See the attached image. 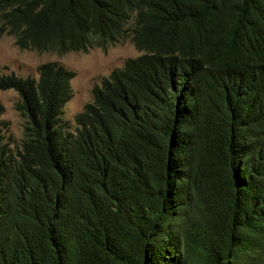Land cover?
I'll use <instances>...</instances> for the list:
<instances>
[{
  "label": "trees",
  "instance_id": "trees-1",
  "mask_svg": "<svg viewBox=\"0 0 264 264\" xmlns=\"http://www.w3.org/2000/svg\"><path fill=\"white\" fill-rule=\"evenodd\" d=\"M20 50L142 53L62 119L75 74L0 73V264H264V0H0Z\"/></svg>",
  "mask_w": 264,
  "mask_h": 264
},
{
  "label": "rangeland",
  "instance_id": "rangeland-1",
  "mask_svg": "<svg viewBox=\"0 0 264 264\" xmlns=\"http://www.w3.org/2000/svg\"><path fill=\"white\" fill-rule=\"evenodd\" d=\"M141 55L129 40L109 46L105 52L93 48L86 54L67 53L59 55L55 52H36L20 50L11 36L0 37V69L3 73L13 72L19 77L38 76L41 64L54 62L75 73L71 81L72 98L64 108L63 119L74 127V117L81 113L91 102L94 86L99 85L102 78L117 68H121L127 59ZM19 97L15 91H0V103L3 106L2 119L7 123L6 137L11 148H19L23 141V119L15 110Z\"/></svg>",
  "mask_w": 264,
  "mask_h": 264
},
{
  "label": "clouds",
  "instance_id": "clouds-1",
  "mask_svg": "<svg viewBox=\"0 0 264 264\" xmlns=\"http://www.w3.org/2000/svg\"><path fill=\"white\" fill-rule=\"evenodd\" d=\"M3 36H6V35H3ZM12 38H13V37H12ZM13 39H14V38H13ZM126 41H127V40H126ZM124 42H125V41H124ZM119 43H123V42H119ZM14 44H15V43H14ZM116 44H117V43H116ZM131 44H132V43H131ZM114 45H115V44H114ZM132 45H133V44H132ZM15 46H16V45H15ZM112 46H113V45H112ZM16 47H17V46H16ZM17 48H18V47H17ZM134 48H135V47H134ZM18 49H19V48H18ZM89 51H90V50H89ZM89 51H88V52H89ZM88 52H87V53H88ZM70 53H71V52H70ZM75 53H82V52H75ZM139 53H140V52H139ZM83 54H86V53H83ZM141 54H142V53H141ZM63 55H64V54H63ZM139 56H140V55H139ZM136 58H137V57H136ZM133 59H134V58H133ZM48 63H49V62H48ZM64 68H65V67H64ZM2 70H8V69H7V68H2V69H0V73H2V74H14V73L11 72V71H10L9 73H3ZM71 72H72V71H71ZM37 73H38V72H37ZM73 73H74V72H73ZM74 74H75V73H74ZM14 75H15V74H14ZM15 76H16V75H15ZM17 77H19V76H17ZM37 77H38V76H37ZM74 77H75V76H74ZM21 78H24V77H21ZM25 78H26V77H25ZM35 79H37V78H35ZM73 79H74V78H73ZM73 79H72V80H73ZM72 80H71V81H72ZM100 82H101V81H100ZM99 85H100V84H99ZM99 85H96V86H99ZM93 88H94V87H93ZM71 89H72V86H71ZM0 91H9V90H0ZM12 91H13V90H12ZM72 94H73V93H72ZM91 95H92V93H91ZM18 97H19V96H18ZM71 98H72V97H71ZM71 98H70V99H71ZM91 100H92V97H91ZM69 101H70V100H69ZM69 101H68V102H69ZM68 102H67V103H68ZM67 103H66V104H67ZM88 104H89V103H88ZM1 105H2V104H1ZM65 106H66V105H65ZM65 106H64V108H65ZM2 107H3V106H2ZM64 108H63V115H64ZM84 108H85V107H84ZM15 110H16V109H15ZM83 110H84V109H83ZM3 112H4V110H3ZM2 115H3V114H2ZM20 117H21V116H20ZM74 118H75V117H74ZM1 119H2V117H1ZM62 119H63V116H62ZM2 120H3V119H2ZM3 121H4V120H3ZM63 121H64V119H63ZM64 122H65V121H64ZM65 123H67V122H65ZM67 124L69 125V123H67ZM69 126H70V125H69ZM74 126H75V123H74ZM73 128H74V127H73ZM6 132H7V131H6ZM6 138H7V137H6ZM8 142H9V141H8ZM10 147H11V144H10Z\"/></svg>",
  "mask_w": 264,
  "mask_h": 264
}]
</instances>
